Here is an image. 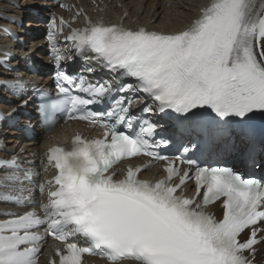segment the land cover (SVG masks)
I'll use <instances>...</instances> for the list:
<instances>
[{
  "label": "snow or ice",
  "instance_id": "snow-or-ice-1",
  "mask_svg": "<svg viewBox=\"0 0 264 264\" xmlns=\"http://www.w3.org/2000/svg\"><path fill=\"white\" fill-rule=\"evenodd\" d=\"M68 39L76 52L131 82L113 89L107 80L69 76L60 70L65 57L55 53L60 95L53 109L105 131L102 139L91 141L76 136L71 151L50 150L49 163L58 170L55 190H49L43 217L27 212L0 222V264H36L41 226L66 242V254L57 253L59 264H82L85 254L101 255L110 264H251L244 253L254 252L264 231V182L228 167H199L187 158L182 163L189 171L196 166L197 195H203L199 200L178 195L192 178L189 171L179 185L172 183L180 175L174 160L155 151L167 141H157V125L138 124L130 109L134 93L147 94L159 113L178 114L181 130L187 125L194 133L207 132L209 120L231 124V118L251 120L250 114L264 113V0L259 5L257 0H211L176 33L88 20ZM92 105L103 110L91 111ZM138 156L168 161L166 176L143 180L139 167H129L120 179L114 171L107 174L118 162ZM0 166L16 167L15 161ZM217 201L221 219L206 212ZM242 234L248 238L242 241Z\"/></svg>",
  "mask_w": 264,
  "mask_h": 264
},
{
  "label": "bare ground",
  "instance_id": "bare-ground-1",
  "mask_svg": "<svg viewBox=\"0 0 264 264\" xmlns=\"http://www.w3.org/2000/svg\"><path fill=\"white\" fill-rule=\"evenodd\" d=\"M80 1L88 7L90 12L95 11L96 8H93L88 0ZM97 1L100 2L101 0ZM73 2L77 4L78 0H73ZM210 2L211 0H112L111 2L110 0H102L101 7H108V18L116 19L119 16L130 13L132 19H138V23L148 25L152 29L162 33L170 34L187 29ZM120 3L123 5L122 8L119 6ZM259 3L260 0H257L258 5ZM42 5L44 6V3L40 0H0V12L19 21H23L24 17L28 19L25 21L26 28H18L15 25H12V27L18 33L30 30L32 36L35 37L31 39V36L22 35V38L27 42L24 46H18L17 54L19 59L15 64L22 63L25 65L26 62L22 61V57H26L28 60L33 61L35 65L40 63L43 72H45L46 70H52L47 57L44 56L45 47L41 45L42 40L39 38L45 29L46 23L44 19L38 18L33 11L34 9H41ZM5 24L0 20V26ZM0 46L14 49V45L10 44V40L3 37L1 30ZM22 72L24 73L22 78L15 72L12 74L13 78L36 84L47 83L50 80L49 76H45L44 74L37 77L35 74L24 72V70ZM22 122H25V119H22ZM0 134L8 144L7 151L0 152V155H16L23 161V165H25L24 162L35 159L33 166L37 169L39 168L41 146L43 148L46 142L53 140H49V138L40 145L35 143L33 139L32 141L22 140L19 132L16 130L10 132V134L0 131ZM257 261L259 264H264V258L261 255Z\"/></svg>",
  "mask_w": 264,
  "mask_h": 264
}]
</instances>
